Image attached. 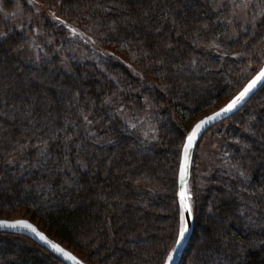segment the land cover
Instances as JSON below:
<instances>
[{
    "label": "trees",
    "instance_id": "obj_1",
    "mask_svg": "<svg viewBox=\"0 0 264 264\" xmlns=\"http://www.w3.org/2000/svg\"><path fill=\"white\" fill-rule=\"evenodd\" d=\"M38 1L65 23L42 14L17 27L0 13V209L32 211L87 264H163L175 247L182 137L264 63V19L252 23L253 8L235 0ZM71 22L97 25L103 63L63 50ZM142 97L157 109L154 140L118 115L144 109ZM220 132L233 174L219 170L205 188L182 264H264V247L231 248L264 240V87ZM0 264L60 260L0 231Z\"/></svg>",
    "mask_w": 264,
    "mask_h": 264
},
{
    "label": "rangeland",
    "instance_id": "obj_2",
    "mask_svg": "<svg viewBox=\"0 0 264 264\" xmlns=\"http://www.w3.org/2000/svg\"><path fill=\"white\" fill-rule=\"evenodd\" d=\"M235 1L238 3L241 2V4H243L244 6V9L246 10H252L251 8H253V12H251L252 17H250L252 23L256 24V22L262 21L264 19V0H235ZM30 11H32V13ZM58 11H59L58 7L54 5L53 6L47 5L46 3H43L38 0H0V13L7 20V22H10L16 25L17 27H19V25L22 22L28 21L29 17L31 18L39 17L42 14L46 15L48 19H52L53 21L58 22V20L55 19V17L57 16L59 17ZM29 12L32 15H29L28 14ZM22 26L23 25H21L20 27ZM65 26L67 32H66V40H65L66 43L64 44L65 47H63V50L67 48L73 49L74 52L72 51V55L77 62L80 63L95 62L97 64H100V62L103 63L106 60L105 53H103V51L101 50L103 47L102 35L101 33L98 32L96 24L88 23L86 25H80L71 22L65 24ZM70 28H75L77 34H73L70 31ZM2 36L3 35H1L0 33V38ZM263 39H264V34H263ZM263 44L264 41L261 43V47L263 46ZM41 50L42 49L40 48V44L37 42V40L35 38L32 39L31 44L29 46L28 55L32 56L33 59L38 61ZM262 65L257 67L255 71L253 70L249 74L250 77L249 79H251L260 70ZM142 80H143L142 82L143 87H147L151 85V83L154 84L153 83L154 81L151 79V77H147ZM236 92L222 103L216 105L215 107L207 109L203 113L197 115L190 122L191 124L188 131L191 130V127L194 126V124L197 123V121L223 107L228 101H230L237 94ZM257 93L255 95H257ZM141 101L143 103L142 107L144 109L133 107L128 110H120L119 108L118 115L122 119L123 124H125L128 127L137 129L148 139L154 140L157 138L156 136L158 129H157L156 117L158 116V114L155 115V113L152 112H155L157 109L154 103L151 100H148L147 97H142ZM225 121H222L217 125L213 126L212 128H210L209 130H207L201 136L195 149V153L192 161V168H191V178L188 184V188L192 191L194 197L193 198L194 229H195V220H197L198 216H200L206 211V205L204 206V202L202 201L201 196L204 193V190L207 187L208 183L214 180L213 178L216 172H218L219 170H226L228 176H230V174L231 175L233 174V172L228 171L229 164L228 161L225 160V158H227L229 155L228 153L229 148L227 149V147H229L230 142L229 140L223 138V134L222 132H220L221 128L224 127L225 125ZM132 125H135V127H133ZM171 134L174 137L173 132ZM233 141L237 142L236 140ZM237 147H241V146L238 145ZM221 176L223 175L221 174ZM215 184L216 181H213L212 186ZM0 219L31 220L40 229L47 232L53 239L62 243L65 247L69 248L74 254H76L79 258H81L84 261L83 259L85 258L84 255H82L74 247L69 246L67 243L61 241L58 237H56L53 233H51L49 229L45 226L44 222H42L39 218H36L32 211H28L25 208H20L14 211H8L7 209H0ZM195 234L196 232L193 234V236ZM192 239L190 243L192 242ZM186 253L184 254L181 264L185 260Z\"/></svg>",
    "mask_w": 264,
    "mask_h": 264
},
{
    "label": "snow or ice",
    "instance_id": "obj_3",
    "mask_svg": "<svg viewBox=\"0 0 264 264\" xmlns=\"http://www.w3.org/2000/svg\"><path fill=\"white\" fill-rule=\"evenodd\" d=\"M55 19L58 20L61 24L65 23L58 16L55 17ZM70 31L73 34H77L75 28H70ZM261 81H264V67H262L259 72L243 88V90L240 91L239 94L234 98H232L224 107L195 123L194 126L191 127V130L182 137L181 150L179 153V192L177 193L179 197V219L174 240V244L176 245V247H173L172 250L167 253L163 264H171V261L173 260V253L177 251L180 245H182L183 241L187 237V233L190 230L189 220L194 217L193 193L187 187V177L191 159V151L195 142L197 141L198 136L207 125H212L215 122L226 118L227 115L231 113ZM84 120L88 121V117L85 116ZM88 122L91 123V121ZM132 126L135 127V125ZM239 175L241 177H244L245 173L241 171L239 172ZM261 227L264 228V225H261ZM0 228H18L26 230L34 237H36L40 242L46 245L52 253L57 254L56 258L60 259V264H64V261H70L71 264H84V261L82 259L77 258V256L73 255L71 252L65 250V248H63L60 244L54 243L44 232L40 231L36 226H34L27 220H16L13 222H9L6 220L0 221ZM245 243H247V247L249 248H256L258 246L264 247V240H260L258 244L256 242H253L252 240H248L246 242H241L239 245L233 243L231 245V248L235 249L236 252L243 254L246 251V248L244 247ZM224 247L227 249L229 245L225 244Z\"/></svg>",
    "mask_w": 264,
    "mask_h": 264
},
{
    "label": "water",
    "instance_id": "obj_4",
    "mask_svg": "<svg viewBox=\"0 0 264 264\" xmlns=\"http://www.w3.org/2000/svg\"><path fill=\"white\" fill-rule=\"evenodd\" d=\"M262 67H264V64L262 65ZM261 67V68H262ZM260 68V69H261ZM259 72V71H258ZM257 72V73H258ZM256 73V74H257ZM255 74V75H256ZM254 75V76H255ZM253 76V77H254ZM252 77V78H253ZM251 78V79H252ZM251 79H249L247 82H246V84L239 90V92L240 91H242L243 90V88L248 84V82L251 80ZM263 85H264V81H261V82H259L257 85H256V87L245 97V99L239 104V105H237V107L231 112V113H229L228 115H227V117L226 118H223L222 120H220V121H217V122H215L214 124H212V125H207L202 131H201V133H200V135L198 136V138H197V141L195 142V144H194V146H193V149H192V151H191V159H190V163H189V168H188V177H187V187H188V184H189V181H190V178H191V168H192V161H193V157H194V153H195V149H196V146H197V144H198V142H199V140H200V138H201V136L207 131V130H209L210 128H212L213 126H215V125H217L218 123H220V122H222V121H225V120H227L228 118H231L232 116H234L235 114H237L238 112H240L249 102H250V100L252 99V97L263 87ZM239 92H237V94L236 95H238L239 94ZM235 95V96H236ZM234 96V97H235ZM233 97V98H234ZM229 102V101H228ZM227 102V103H228ZM226 103V104H227ZM225 104V105H226ZM224 105V106H225ZM223 106V107H224ZM222 108V107H221ZM216 111H219V109L218 110H216ZM215 111V112H216ZM212 114V113H211ZM211 114H209V115H211ZM208 116V115H207ZM206 117V116H205ZM205 117H203V118H205ZM202 118V119H203ZM201 120V119H200ZM199 120V121H200ZM199 121H197V122H199ZM178 192H179V172H178ZM177 192V193H178ZM178 196V195H177ZM178 201H179V197H178ZM4 220H6V221H9V222H13V221H16V220H27V221H29L30 223H32L34 226H36L40 231H42V232H44L48 237H49V239H51L54 243H58V244H60L63 248H65V250H67V251H69V252H71L73 255H75V256H77L76 254H74L69 248H67V247H65L62 243H60L59 241H57V240H55V239H53L47 232H45L44 230H42V229H40L34 222H32L31 220H28V219H0V221H4ZM189 232L187 233V237H186V239L183 241V243H182V245H180L179 247H178V249H177V251L176 252H174L173 253V260L171 261V264H181V262H182V259H183V257H184V254H185V252H186V250H187V247H188V245H189V243H190V241H191V239H192V237H193V234H194V220H193V218L192 219H190L189 220ZM0 231H7V232H19V233H23V234H26V235H28V236H30V237H32L33 239H35L36 241H38L42 246H44L52 255H54L55 257H57V254H55V253H52L51 252V250H49L48 248H47V246L46 245H44L42 242H40L36 237H34L31 233H29V232H27L26 230H24V229H12V228H0ZM175 247H176V245H175ZM77 258H79L78 256H77ZM79 259H81V258H79ZM60 260V259H59ZM64 264H71V262L70 261H64ZM84 264H87V263H85L84 262Z\"/></svg>",
    "mask_w": 264,
    "mask_h": 264
}]
</instances>
